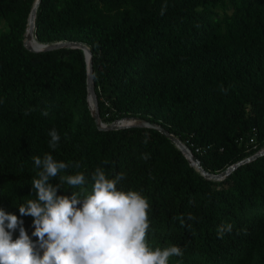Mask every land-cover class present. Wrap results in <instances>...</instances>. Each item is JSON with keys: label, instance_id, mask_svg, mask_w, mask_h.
Masks as SVG:
<instances>
[{"label": "trees", "instance_id": "trees-1", "mask_svg": "<svg viewBox=\"0 0 264 264\" xmlns=\"http://www.w3.org/2000/svg\"><path fill=\"white\" fill-rule=\"evenodd\" d=\"M35 1L0 0V208L37 241L33 218L18 207L36 199L31 181L40 169L32 157L48 153L79 163L59 175L84 173L83 196L97 167L109 179L123 173L118 190L149 202V247L183 248L168 264H264V154L214 180L156 129H99L84 52L24 46ZM34 23L36 42L90 48L102 122L135 116L158 123L210 173L264 148V0H39ZM53 128L55 150L48 146ZM61 187L59 196L80 191ZM229 223L232 231L217 238Z\"/></svg>", "mask_w": 264, "mask_h": 264}, {"label": "clouds", "instance_id": "clouds-1", "mask_svg": "<svg viewBox=\"0 0 264 264\" xmlns=\"http://www.w3.org/2000/svg\"><path fill=\"white\" fill-rule=\"evenodd\" d=\"M165 10L166 5L160 14ZM42 115L47 117L49 113L45 110ZM48 135V146L55 150L60 135L55 128ZM32 159L40 169L38 178L31 181L36 199L27 200L18 210L20 216L33 218L32 236L37 241L30 239L22 220L0 208V264H168L170 257L183 255V248L177 245L154 250L149 247V202L140 192L118 190L123 173L109 179L97 167L91 175L92 191L83 196L86 189L82 186L87 184L84 173L59 175L69 167H80L78 162L70 165L48 153ZM141 159L146 161L149 155L144 153ZM58 176L57 184L49 183ZM63 183L80 191L59 196ZM188 219L195 218L189 215ZM17 229L19 236L13 240ZM231 231L230 223L221 225L217 238L223 239ZM37 246L42 255L34 251Z\"/></svg>", "mask_w": 264, "mask_h": 264}, {"label": "water", "instance_id": "water-1", "mask_svg": "<svg viewBox=\"0 0 264 264\" xmlns=\"http://www.w3.org/2000/svg\"><path fill=\"white\" fill-rule=\"evenodd\" d=\"M39 0H36L28 18V23L26 27V31L24 34V46L31 51H44V50H53L58 48H78L81 49L86 57V69H87V76H86V88H87V99L89 108L91 111V114L94 118L95 124L99 129L102 130H109V129H119V128H126V127H141V128H151L156 129L159 132H161L163 135H165L167 138H169L180 151L185 155V157L188 159L191 165H193L198 171L201 172V174L209 179L214 180H221L225 176H227L232 169H234L239 164H242L246 161H250L252 159H255L258 156H261L264 154V148L255 152L253 155L247 157L244 160H241L231 166H229L227 169L219 172V173H210L206 170H204L196 156L188 149L184 143L180 141L178 137L170 133L168 130H166L162 125L148 121L143 118L139 117H124L122 119H118L110 124H106L101 121L100 115H99V109H98V101L96 92L94 89V82H93V75H92V53L90 48L85 44L77 41H57L52 43H40L37 41V45H32L30 43L31 39L34 36V20H35V12L36 8L38 6Z\"/></svg>", "mask_w": 264, "mask_h": 264}, {"label": "bare ground", "instance_id": "bare-ground-1", "mask_svg": "<svg viewBox=\"0 0 264 264\" xmlns=\"http://www.w3.org/2000/svg\"><path fill=\"white\" fill-rule=\"evenodd\" d=\"M30 43H31L32 45H34V46L37 45V42L35 41L34 38L31 39Z\"/></svg>", "mask_w": 264, "mask_h": 264}, {"label": "rangeland", "instance_id": "rangeland-1", "mask_svg": "<svg viewBox=\"0 0 264 264\" xmlns=\"http://www.w3.org/2000/svg\"><path fill=\"white\" fill-rule=\"evenodd\" d=\"M1 28H2V27H1V24H0V30H1Z\"/></svg>", "mask_w": 264, "mask_h": 264}]
</instances>
